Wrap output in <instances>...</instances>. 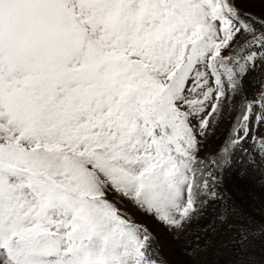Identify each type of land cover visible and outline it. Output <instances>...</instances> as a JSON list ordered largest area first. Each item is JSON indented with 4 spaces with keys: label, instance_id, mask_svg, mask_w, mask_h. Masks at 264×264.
I'll list each match as a JSON object with an SVG mask.
<instances>
[{
    "label": "snow or ice",
    "instance_id": "obj_1",
    "mask_svg": "<svg viewBox=\"0 0 264 264\" xmlns=\"http://www.w3.org/2000/svg\"><path fill=\"white\" fill-rule=\"evenodd\" d=\"M155 226L264 264V0H0V264H171Z\"/></svg>",
    "mask_w": 264,
    "mask_h": 264
},
{
    "label": "rangeland",
    "instance_id": "obj_2",
    "mask_svg": "<svg viewBox=\"0 0 264 264\" xmlns=\"http://www.w3.org/2000/svg\"><path fill=\"white\" fill-rule=\"evenodd\" d=\"M256 10L258 11V7ZM227 128H228V123L225 121H221L219 127L216 130L215 137L209 141L207 148L208 151H214L219 146V144L223 141L224 136L226 135ZM236 185H238L236 177H229L224 170L223 186L225 189L229 191L230 194L233 195L234 199L239 200V198L235 195L233 190ZM137 218L142 219L139 216H137ZM155 231L157 232L161 240V243L164 245L163 248L164 255L169 258L171 264H175V262H177L180 259V257L178 252L170 246L168 234L160 226H155Z\"/></svg>",
    "mask_w": 264,
    "mask_h": 264
},
{
    "label": "trees",
    "instance_id": "obj_3",
    "mask_svg": "<svg viewBox=\"0 0 264 264\" xmlns=\"http://www.w3.org/2000/svg\"><path fill=\"white\" fill-rule=\"evenodd\" d=\"M240 159L241 158L237 156L232 167L225 169V172L229 177H236L237 179L238 185L234 187V193L239 199L243 198L248 202L251 201V195H255L257 200H260L261 195L259 189L253 187L252 181L247 175H241L243 166L239 162ZM257 208H259V204H257Z\"/></svg>",
    "mask_w": 264,
    "mask_h": 264
}]
</instances>
